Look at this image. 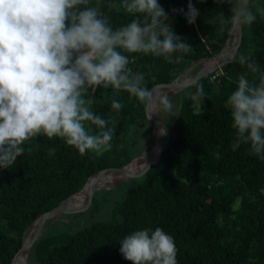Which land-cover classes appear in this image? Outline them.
<instances>
[{"label":"trees","instance_id":"1","mask_svg":"<svg viewBox=\"0 0 264 264\" xmlns=\"http://www.w3.org/2000/svg\"><path fill=\"white\" fill-rule=\"evenodd\" d=\"M236 2L191 0L199 15L189 24L183 13L173 11L186 12L189 0H158L169 17L166 23L192 50L174 53L171 63L162 56L125 52L128 68L143 73L149 89L192 76L204 58L222 49ZM97 4L114 30L135 18L120 7L121 0H89V6ZM247 7L256 20L242 25L240 45L222 67L224 74L211 80L210 73L173 95L180 99L177 116H171L169 142L150 170L127 178L117 191L106 190L110 197L96 189L84 211L46 220L28 252L30 264H132L120 253V241L158 227L173 237L177 264H264V159L250 151V143L233 150L236 130L228 104L240 75L252 84L264 77V16L257 11L264 10V0H248ZM198 85L206 93L202 105L193 99ZM113 99L123 104L119 114L111 108ZM86 100L102 118L115 120L112 149L82 156L64 138L43 133L21 145L25 154L12 167L0 168V264H11L39 214L80 191L98 170L125 166L141 151L139 138L149 126L144 104L111 86L90 90ZM86 127L95 134L94 125ZM101 209L106 217L97 214ZM61 216L72 219L55 222Z\"/></svg>","mask_w":264,"mask_h":264},{"label":"clouds","instance_id":"2","mask_svg":"<svg viewBox=\"0 0 264 264\" xmlns=\"http://www.w3.org/2000/svg\"><path fill=\"white\" fill-rule=\"evenodd\" d=\"M120 7L135 18L114 30L101 6H89V0H0V168L12 167L25 154L21 145L41 133L64 138L82 156L110 151L115 120L102 118L86 100L100 86L126 91L149 112L162 109L177 116L168 94L150 91L144 74L128 68L124 53L162 56L171 63L174 53H188L191 45L166 23L169 17L158 0H121ZM173 11L189 24L199 15L191 0L186 12ZM231 11L234 24L256 20L247 0ZM257 11L264 16V10ZM249 68L256 70L252 63ZM205 97L198 85L193 99L202 105ZM228 104L236 130L233 150L250 143V151L264 159V77L252 84L240 75ZM111 108L119 114L123 104L113 99ZM86 124L95 126V134ZM120 245L132 264H177L174 239L159 227L134 231Z\"/></svg>","mask_w":264,"mask_h":264},{"label":"water","instance_id":"3","mask_svg":"<svg viewBox=\"0 0 264 264\" xmlns=\"http://www.w3.org/2000/svg\"><path fill=\"white\" fill-rule=\"evenodd\" d=\"M239 3L240 0H237L236 5H238ZM241 37H242V25L231 23L227 32L226 41L222 49L216 54L204 58L202 60V64L200 68L192 76L184 79L175 78L173 81L168 83H158L153 85L149 90L151 91L152 88H156L158 91L162 90V91L176 93L188 86L194 85L199 79L209 75L217 68H222L226 63H228L234 58L238 50V47L240 45ZM145 115L149 125L152 128L159 127L163 129L164 132L163 134H161L160 138H157L155 134L154 142L152 143L151 147L147 152V158L141 169H139L136 172H130L128 170V166L130 165L129 162L128 164L122 167H107L98 170L94 175L90 176L87 179V181L85 182L84 186L80 191L68 196L65 200L60 202L52 209L39 214L32 221L29 233L24 238L21 247L13 255L11 259V264H15L17 256L20 253H26V256H28V252L31 249L32 245L40 237L46 220L54 216H57L59 214L76 213L86 210L91 205L97 183L99 182L101 176L104 173L110 171V172H114L115 174H120L122 176H125L126 178H138L141 177L143 174H145L150 169V167L160 158L163 147L169 142V137H170L169 129L153 112H149V110L146 107H145ZM157 148H160V153L157 156V158H153L152 153ZM88 181H91V183L86 192V203L82 204L81 206L79 205L74 206L73 204H69L68 200L72 198L74 195H77L80 192H82ZM25 264L27 263L25 262Z\"/></svg>","mask_w":264,"mask_h":264},{"label":"rangeland","instance_id":"4","mask_svg":"<svg viewBox=\"0 0 264 264\" xmlns=\"http://www.w3.org/2000/svg\"><path fill=\"white\" fill-rule=\"evenodd\" d=\"M191 67H193V66H191ZM164 92H166L168 94L169 99L171 100V102L173 103L174 106H175L176 102L180 100L178 97L173 96V94H175V93L167 92V91H164ZM153 113L168 127V129H171L172 121H171V116L169 114L165 113L162 109L159 111L153 112ZM151 128L152 127L149 125L148 129L145 131V133H143L140 136L139 146L141 148V151H138L139 153L130 161V163L134 162L135 160L140 161V160H145V158H147V152H148L149 148L151 147L152 143L154 142L155 132H156L157 127H155V128L153 127L152 129ZM112 174H113V178L111 179V181L104 182V184L98 186L97 190L99 189L100 191H103V193L106 192V190H113L114 191V190H116V188L121 183H124L127 179L125 176H122L120 174L111 173L110 175H112ZM102 180H103V178H102ZM113 191L110 194H112ZM104 195H105V193H104ZM107 195H108V197L111 196V195H109V193L106 194L105 196H107ZM68 203L69 204L74 203L73 197L68 200ZM85 203H86V196L84 197L82 204H85ZM97 214H102L105 217L108 215L107 212L103 209H101ZM65 216L56 217L55 222L67 223L68 219H72V217H67L68 218L67 219ZM75 222H77V224H79L81 222V219H79V220L75 219ZM26 260H27L26 263L30 264L28 256H26Z\"/></svg>","mask_w":264,"mask_h":264},{"label":"bare ground","instance_id":"5","mask_svg":"<svg viewBox=\"0 0 264 264\" xmlns=\"http://www.w3.org/2000/svg\"><path fill=\"white\" fill-rule=\"evenodd\" d=\"M155 134H156L157 138H160L161 137V128L157 127ZM159 153H160V148H157L152 153L153 158H157ZM145 160H146V158H145ZM145 160H140V161L135 160L134 162L130 163V165L128 166V170L130 172L138 171L144 165ZM111 173H114V172H107L101 176L99 182L97 183L96 189L98 188V186L104 184V182L111 181V179L113 178V174L110 175ZM102 178H103V180H102ZM90 183H91V181H88V183L86 184L83 191L80 192L79 194L73 196L74 203H71V204H73L74 206H77V205L81 206L82 205L84 197L86 196V192L90 186ZM26 261H27L26 260V253H20L19 257H18L17 264H25Z\"/></svg>","mask_w":264,"mask_h":264},{"label":"built area","instance_id":"6","mask_svg":"<svg viewBox=\"0 0 264 264\" xmlns=\"http://www.w3.org/2000/svg\"><path fill=\"white\" fill-rule=\"evenodd\" d=\"M223 74H224V72H223L222 68H217L215 71H213L211 73L210 79L216 80L220 75H223Z\"/></svg>","mask_w":264,"mask_h":264},{"label":"crops","instance_id":"7","mask_svg":"<svg viewBox=\"0 0 264 264\" xmlns=\"http://www.w3.org/2000/svg\"><path fill=\"white\" fill-rule=\"evenodd\" d=\"M182 78V77H181ZM174 95V94H173Z\"/></svg>","mask_w":264,"mask_h":264}]
</instances>
